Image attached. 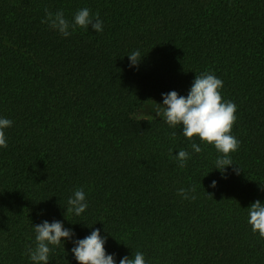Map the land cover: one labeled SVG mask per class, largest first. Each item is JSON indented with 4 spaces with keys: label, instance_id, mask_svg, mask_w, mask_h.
Returning a JSON list of instances; mask_svg holds the SVG:
<instances>
[{
    "label": "trees",
    "instance_id": "1",
    "mask_svg": "<svg viewBox=\"0 0 264 264\" xmlns=\"http://www.w3.org/2000/svg\"><path fill=\"white\" fill-rule=\"evenodd\" d=\"M83 8L102 32L63 37L41 23L45 9L71 22ZM204 72L236 105L238 173L146 111L170 91L186 97ZM0 118L13 121L0 148V264H32L44 221L74 233L49 264H77L74 241L97 229L115 264L137 251L146 264H264L247 223L264 205V0H0ZM180 150L191 157L183 169ZM193 186L195 200L177 194ZM78 188L88 208L67 214Z\"/></svg>",
    "mask_w": 264,
    "mask_h": 264
},
{
    "label": "clouds",
    "instance_id": "2",
    "mask_svg": "<svg viewBox=\"0 0 264 264\" xmlns=\"http://www.w3.org/2000/svg\"><path fill=\"white\" fill-rule=\"evenodd\" d=\"M49 28L57 31L63 37H69L77 29L88 30L91 26L95 33L103 31V22L99 13L92 14L90 9L78 10L70 22L63 11L52 13L45 9V18L41 21ZM139 51H133L128 55L130 66L135 67L141 60ZM223 81L210 72L195 75V79L187 96H181L176 91L162 94L163 106L156 105V116L163 117L164 122L173 129L182 127V135L189 141L196 138L204 145L214 147L218 158L215 161L216 169L224 172L228 167H233L235 172L240 169L233 164L231 154L240 147V141L232 135V128L236 122V105L231 101H225L221 89ZM13 121L0 118V148H7L5 129L10 128ZM175 138L176 131L172 132ZM192 151L196 154L203 152V148L197 143H191ZM171 149L169 152L171 154ZM178 167H186L191 158L186 150H180L175 157ZM46 182V181H45ZM210 187H216V181H212ZM196 188L178 190V195L183 199L195 200ZM209 197L212 196L209 194ZM67 214L80 216L88 208L86 194L82 188H78L67 200ZM247 223L253 234H258L264 239V205L259 200L248 209ZM35 246H27L26 255L32 264H49V256L55 248L63 246V241L71 240L74 233L65 229L59 221L49 223L44 221L34 227ZM106 239L100 235V230H94L83 239L75 240L71 249L77 264H115L114 255H109L105 250ZM119 264H146L144 254L137 251L134 258L127 256L120 259Z\"/></svg>",
    "mask_w": 264,
    "mask_h": 264
},
{
    "label": "rangeland",
    "instance_id": "3",
    "mask_svg": "<svg viewBox=\"0 0 264 264\" xmlns=\"http://www.w3.org/2000/svg\"><path fill=\"white\" fill-rule=\"evenodd\" d=\"M155 104H156V103H155ZM155 104L148 105V106L146 107V111L150 112L151 109H154V110L156 111V107H157V106H156ZM140 114L144 115L143 113H140Z\"/></svg>",
    "mask_w": 264,
    "mask_h": 264
}]
</instances>
